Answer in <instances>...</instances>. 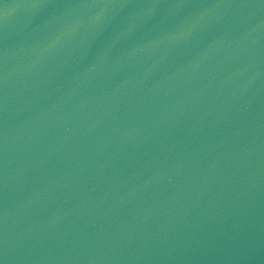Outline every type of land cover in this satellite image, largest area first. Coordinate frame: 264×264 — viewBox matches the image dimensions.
<instances>
[{"label": "water", "instance_id": "water-1", "mask_svg": "<svg viewBox=\"0 0 264 264\" xmlns=\"http://www.w3.org/2000/svg\"><path fill=\"white\" fill-rule=\"evenodd\" d=\"M0 264H264V0H81L1 41Z\"/></svg>", "mask_w": 264, "mask_h": 264}]
</instances>
